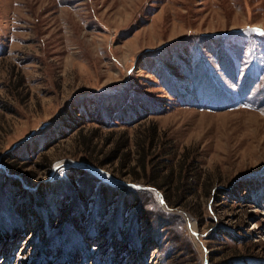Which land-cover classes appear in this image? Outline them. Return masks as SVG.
Instances as JSON below:
<instances>
[{
	"label": "rangeland",
	"instance_id": "374dc122",
	"mask_svg": "<svg viewBox=\"0 0 264 264\" xmlns=\"http://www.w3.org/2000/svg\"><path fill=\"white\" fill-rule=\"evenodd\" d=\"M0 264H264V0H0Z\"/></svg>",
	"mask_w": 264,
	"mask_h": 264
},
{
	"label": "trees",
	"instance_id": "16d2710c",
	"mask_svg": "<svg viewBox=\"0 0 264 264\" xmlns=\"http://www.w3.org/2000/svg\"><path fill=\"white\" fill-rule=\"evenodd\" d=\"M153 144L154 143H151V145H148V146H146V143H143V145L142 144H139V146L141 145L142 146V150H143V153L141 154V156L144 158H147L148 157V151L153 147ZM125 147V146H124ZM117 148H119V147H117ZM148 148V149H147ZM125 149V148H124ZM116 151H118V149L116 150ZM115 151V152H116ZM141 157V158H142ZM186 159H187V157H186V155H184V159H182L179 163H178V165H176V166H174V167H172V168H170L168 171H167V174H166V176L164 177V178H162L161 180H163V185H166L167 186V184H165V183H169V185H170V183H172V181H169V179H171L172 178V180H173V178H174V183L175 184H181L182 182H185V179H184V175H183V173L186 171ZM144 169H146V167L144 166ZM179 188V187H178ZM166 200H167V202L168 203H170L171 204V199H169L168 197L166 198ZM97 261H99L100 262V260L99 259H96ZM70 263H72L71 261H70Z\"/></svg>",
	"mask_w": 264,
	"mask_h": 264
}]
</instances>
